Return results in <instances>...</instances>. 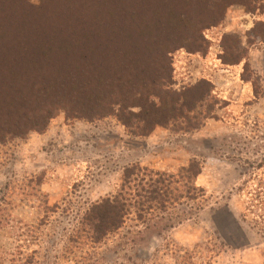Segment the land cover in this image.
<instances>
[{
	"label": "rangeland",
	"instance_id": "374dc122",
	"mask_svg": "<svg viewBox=\"0 0 264 264\" xmlns=\"http://www.w3.org/2000/svg\"><path fill=\"white\" fill-rule=\"evenodd\" d=\"M128 1L0 0V84L9 96L14 84L34 86L26 92L33 93L77 72L88 53L121 64L128 43L139 41L129 30L153 31L163 21L164 0L159 8L142 2L139 17L126 12ZM261 6L255 13L228 7L200 33L201 51L178 47L168 55L169 93L196 104L187 121L142 136L116 114L81 118L59 107L43 112V129L1 138L0 264H264V0ZM190 162L200 170L196 199L145 223L131 213L97 244L77 240L81 218L117 193L124 169L176 175Z\"/></svg>",
	"mask_w": 264,
	"mask_h": 264
},
{
	"label": "trees",
	"instance_id": "16d2710c",
	"mask_svg": "<svg viewBox=\"0 0 264 264\" xmlns=\"http://www.w3.org/2000/svg\"><path fill=\"white\" fill-rule=\"evenodd\" d=\"M261 1L164 0L158 12L163 21L153 31L147 27H140L135 33L129 30L131 35L137 34L139 41L128 43L121 64L101 63L88 53L91 58L83 61L77 72L52 77L44 88L34 91V86L14 84L9 96L11 88L4 89L0 84V104L6 102L5 107L0 108V139L43 129V112L50 114L59 107L69 115L81 118L116 114L122 125L134 126L142 136L156 126H168L176 120L187 121L186 116L195 110L196 104L182 94L169 93L168 55L178 47L201 51L204 40L200 33L218 24L228 7L239 5L246 12L255 13L262 9ZM142 2H152L159 8L158 0H129L126 12L132 17L144 15L145 11L139 9ZM79 29L85 27L81 25ZM223 61L231 64L239 62L240 58L229 60L224 57ZM247 66L245 63L244 68ZM32 87L33 93H26ZM168 96L172 99L166 100ZM39 99L42 103L37 107L33 101L36 103ZM131 109H137V112ZM191 127L197 128V124H188L187 129ZM199 172L198 165L193 162L176 175L138 165L124 169L117 193L92 205L81 218L77 240L97 244L118 231L131 213L137 221L145 223L143 220L154 212L165 213L184 199H196L198 190L194 183ZM149 227L146 225L145 229Z\"/></svg>",
	"mask_w": 264,
	"mask_h": 264
}]
</instances>
